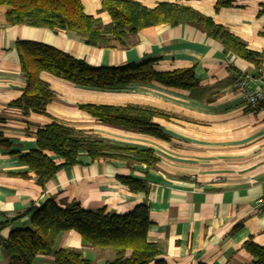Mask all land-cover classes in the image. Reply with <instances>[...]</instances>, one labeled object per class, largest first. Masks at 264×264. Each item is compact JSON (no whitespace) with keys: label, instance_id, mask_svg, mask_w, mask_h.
Listing matches in <instances>:
<instances>
[{"label":"crops","instance_id":"0c3cea01","mask_svg":"<svg viewBox=\"0 0 264 264\" xmlns=\"http://www.w3.org/2000/svg\"><path fill=\"white\" fill-rule=\"evenodd\" d=\"M138 1L147 7L163 1L189 6L264 53V0H230L218 9L216 0ZM81 2L87 14L109 22V15L100 10V0ZM6 9L0 6V117L10 151L16 153L0 147V223H5L0 236L26 226L28 219L20 215L47 199L59 207L76 202L84 209L105 207L116 214L145 203L150 220L147 240L157 245V258L164 264L256 260L243 244L251 240L264 250V216L253 209L255 199L264 197V117L232 88L235 77L246 73L264 91L255 64L188 24L148 26L130 34L125 48H97L74 33L8 24ZM17 40L47 44L94 67L151 60L158 72L191 68L196 84L180 88L132 81L97 88L41 73L54 96L44 112L22 114L8 106L21 95L26 82ZM84 103L130 104L157 111L160 114L151 121L162 136L103 123L79 107ZM52 120L113 143L151 148L157 160L149 166L142 161L90 160L83 155L80 162L61 167L41 186L18 154L35 148L36 129ZM124 177L142 182L146 191L130 189L121 181ZM55 248L79 250L91 264H105L113 257L111 249L82 245L73 230L62 232ZM0 264H6L1 250ZM33 264H55L53 254H38Z\"/></svg>","mask_w":264,"mask_h":264},{"label":"trees","instance_id":"16d2710c","mask_svg":"<svg viewBox=\"0 0 264 264\" xmlns=\"http://www.w3.org/2000/svg\"><path fill=\"white\" fill-rule=\"evenodd\" d=\"M229 3L230 0H216L214 6L218 9ZM1 5L7 7L5 17L8 24L74 33L87 45L97 48H125L130 34L148 26L188 24L219 41L240 58L253 62L256 67L264 63V53L249 48L212 17L176 2L163 1L147 7L138 0H100V10L110 17L107 23L87 14L81 0H0ZM16 50L26 82L21 95L10 101L8 106L19 109L22 114L44 112L54 96L48 83L41 79V73L97 88H110L132 81H157L180 88L196 84L191 68L158 72L153 69L151 60L117 67H94L37 41L17 40ZM79 107L103 123L162 136L158 125L151 121L160 114L157 111L130 104L84 103ZM3 122L4 118L0 117V147L10 154L16 153L10 151V141L2 133ZM35 142V148L19 153L18 158L41 186L61 167L80 162L83 155L90 160L117 158L142 161L149 166L157 160L151 148L113 143L56 120L36 129ZM121 181L132 190L147 189L142 182L128 177L121 178ZM20 217L28 219L26 226L11 229L6 237L0 236V250L6 264H33L41 253H52L55 264H91L79 250L55 248L59 235L66 230L76 232L84 246L111 249L113 257L105 264H164L157 258V245L147 240L150 220L145 203L137 204L127 213L116 214L105 207L84 209L76 202L59 207L47 199L40 206L28 207ZM4 226L5 223H0V230ZM243 246L256 258L246 264H264L262 247L251 240L245 241Z\"/></svg>","mask_w":264,"mask_h":264},{"label":"built area","instance_id":"2783aa9c","mask_svg":"<svg viewBox=\"0 0 264 264\" xmlns=\"http://www.w3.org/2000/svg\"><path fill=\"white\" fill-rule=\"evenodd\" d=\"M256 78L264 80V63L256 67ZM232 88L243 94L245 104L259 111L264 117V91L254 85L252 76L246 73L238 74L232 82ZM215 179H218L215 177ZM253 209L256 213L264 216V197L255 199Z\"/></svg>","mask_w":264,"mask_h":264}]
</instances>
